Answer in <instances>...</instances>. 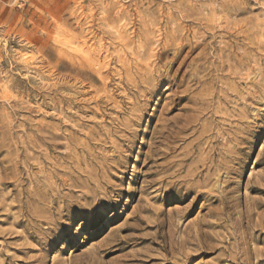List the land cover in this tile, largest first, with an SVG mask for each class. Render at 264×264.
<instances>
[{
  "label": "rangeland",
  "instance_id": "1",
  "mask_svg": "<svg viewBox=\"0 0 264 264\" xmlns=\"http://www.w3.org/2000/svg\"><path fill=\"white\" fill-rule=\"evenodd\" d=\"M0 264H264V0H0Z\"/></svg>",
  "mask_w": 264,
  "mask_h": 264
},
{
  "label": "bare ground",
  "instance_id": "2",
  "mask_svg": "<svg viewBox=\"0 0 264 264\" xmlns=\"http://www.w3.org/2000/svg\"><path fill=\"white\" fill-rule=\"evenodd\" d=\"M178 52V51H177ZM166 54V53H165ZM163 57V56H162ZM90 58V57H89ZM175 58H176V55H175V57H174V61H175ZM172 60V61H173ZM171 62V61H170ZM169 62V63H170ZM194 80V79H193ZM185 82H186V79H185V77L181 80V81H179L176 85H177V87L178 88H181L182 86H184V84H185ZM188 89H190L189 87L188 88H186V89H184L182 92H188ZM184 96L185 95H182V97L181 96H179V97H177V98H175V100L173 101L174 103L176 102V103H178V102H180L181 100H183L184 99ZM185 97H187V96H185ZM191 99V98H190ZM196 101V100H195ZM173 103V104H174ZM182 120H184V124L182 125V128H181V130L182 129H185V130H187L186 129V127L187 126H189L188 125V123L189 122H191L190 121V119L188 118V117H186V119H181L180 120V122H182ZM179 128V129H180ZM210 168V167H209ZM209 168H208V170H209ZM202 172H199L198 174H197V176H200V174H201ZM190 177H193L192 175H190ZM203 180H204V185H202V187H204V186H206V185H208L209 183H210V181H211V178L208 176H205L204 178H203ZM192 183H195L196 185H198L199 184V181H195V179L194 178H190V179H188L187 181H183L182 183H180L179 185H180V188H182L183 186H191L192 185ZM187 188V187H186Z\"/></svg>",
  "mask_w": 264,
  "mask_h": 264
}]
</instances>
